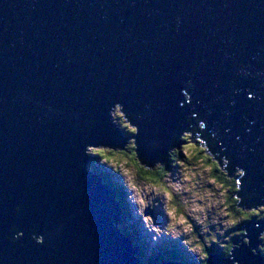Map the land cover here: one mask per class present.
<instances>
[{
	"label": "water",
	"instance_id": "obj_1",
	"mask_svg": "<svg viewBox=\"0 0 264 264\" xmlns=\"http://www.w3.org/2000/svg\"><path fill=\"white\" fill-rule=\"evenodd\" d=\"M116 102L149 160L198 112L251 177L245 190L264 196V0H0V233H24L19 248L0 236V264L141 263L82 154L123 143L106 117ZM241 228L255 247L252 223ZM233 257L264 264L243 246ZM207 264L230 262L209 252Z\"/></svg>",
	"mask_w": 264,
	"mask_h": 264
},
{
	"label": "clouds",
	"instance_id": "obj_2",
	"mask_svg": "<svg viewBox=\"0 0 264 264\" xmlns=\"http://www.w3.org/2000/svg\"><path fill=\"white\" fill-rule=\"evenodd\" d=\"M179 96L178 108L191 105L185 88L179 89ZM244 99L255 104L251 92L246 91ZM106 117L110 128L121 133L123 143L118 146L86 143L82 154L94 160L98 169L119 180L123 203L150 244L155 245L161 238L178 242L183 253L191 257L192 264H207L213 248L230 264H238L233 252L241 246L252 256L264 257L261 227L264 196L259 191L245 190L252 183L251 177L232 163L230 155L220 147L216 133L208 129L198 112L184 115L183 127L152 160L138 154L135 142L138 127L123 105L112 103ZM248 123L251 125L252 121ZM244 131L247 133L249 129ZM257 189L264 190V185H257ZM11 212L18 215L19 205L13 206ZM244 223H252L256 229L255 247L249 246L246 229L239 227ZM23 235L15 226L0 233L8 244L18 248L22 247L17 242ZM28 240L39 247L44 237L31 228Z\"/></svg>",
	"mask_w": 264,
	"mask_h": 264
},
{
	"label": "trees",
	"instance_id": "obj_3",
	"mask_svg": "<svg viewBox=\"0 0 264 264\" xmlns=\"http://www.w3.org/2000/svg\"><path fill=\"white\" fill-rule=\"evenodd\" d=\"M90 163L91 162H89L88 164L91 165ZM92 163L95 166L94 160H92ZM89 165H87V169L91 173L96 175L102 184L109 187L115 193L116 199L119 202V206H120L121 210L123 211L122 216H120V218H119L118 228L124 235H126L129 239H131L133 241V248L135 251H137L138 256L140 257L141 261L143 260V262H145L144 259L149 258L153 261L151 264L156 263V262H161L163 260H173V261L178 262L179 258L177 257V249L175 246L171 245L172 248H168V249H163V247H160V248L156 249V251L155 250L149 251L147 249L148 250V252H147L146 248H145L147 246L144 244L142 245L141 243L136 241V237H135L136 231L134 229H132L133 228L132 225H131V227L124 225V223L126 222L125 219L127 217H129V213L127 211L126 206L123 203L122 189L119 187H116L114 185L110 176H107V174H104L96 166L91 168ZM239 227H241V225ZM143 246H144V248H143ZM212 250H214L215 252H218L215 248H213Z\"/></svg>",
	"mask_w": 264,
	"mask_h": 264
},
{
	"label": "rangeland",
	"instance_id": "obj_4",
	"mask_svg": "<svg viewBox=\"0 0 264 264\" xmlns=\"http://www.w3.org/2000/svg\"><path fill=\"white\" fill-rule=\"evenodd\" d=\"M91 165H89L91 168L95 167L92 163V161H90ZM104 174H107V176H110L106 171H104L103 169H100ZM111 179H112V182L114 183V185L116 187H119L120 188V185H119V180L114 177V176H110ZM123 213V211H122ZM152 214V213H151ZM122 216V215H121ZM126 222L124 223L125 226H130L132 225V229H134L136 231V241H138L139 243H141L142 245H146L147 247L146 248V251L148 252V250H155L160 248V247H163V249H168V248H172V246H175L176 249H177V257L179 258L178 260V264H192V259L191 257H188L187 255H185L183 253V250L179 248V245H178V242H172V241H166L164 240L163 238H161L160 240L157 241V243L155 245H152L150 244L149 242V239H148V236L139 228L138 224L134 223V218H132L130 215L129 217H127L126 219ZM135 225V226H134ZM119 226V225H118ZM170 245V246H169ZM144 248V246H143ZM148 249V250H147ZM210 252H215L214 250L210 251ZM218 253V252H217ZM144 264H151L153 261L151 259H144ZM163 261H168V260H163ZM161 261V262H163ZM173 261V260H172ZM181 262V263H180ZM156 263H159V262H156ZM156 263H153V264H156ZM172 264H177V263H172Z\"/></svg>",
	"mask_w": 264,
	"mask_h": 264
},
{
	"label": "bare ground",
	"instance_id": "obj_5",
	"mask_svg": "<svg viewBox=\"0 0 264 264\" xmlns=\"http://www.w3.org/2000/svg\"><path fill=\"white\" fill-rule=\"evenodd\" d=\"M131 240V239H130ZM132 241V240H131ZM132 246H133V241H132Z\"/></svg>",
	"mask_w": 264,
	"mask_h": 264
}]
</instances>
